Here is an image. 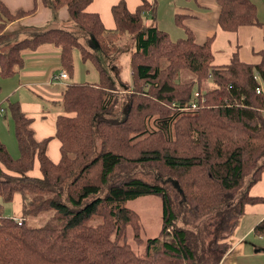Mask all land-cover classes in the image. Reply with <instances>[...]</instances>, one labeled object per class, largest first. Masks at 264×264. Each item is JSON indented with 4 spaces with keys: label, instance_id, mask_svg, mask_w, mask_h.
<instances>
[{
    "label": "trees",
    "instance_id": "trees-1",
    "mask_svg": "<svg viewBox=\"0 0 264 264\" xmlns=\"http://www.w3.org/2000/svg\"><path fill=\"white\" fill-rule=\"evenodd\" d=\"M92 1L52 0V7L57 11L66 7L70 19L89 36L94 51L100 50L107 58L117 54L122 33L133 32L135 50L130 66L141 85L150 88L142 87L143 100L154 96L159 101L174 102L177 107L187 105L193 88L201 85L175 81L178 65L183 64L201 82L205 77L213 80L215 87L207 93L210 98L206 105L210 107L178 108L175 113L147 120L143 114L140 116L141 105L136 110L135 98H131L133 104L128 106L125 121L110 128L111 120L99 118L95 126L98 114L110 111L115 101L110 93L115 83L95 52L77 34L62 27L38 30L13 40L5 34V28L35 9L13 12L0 0L2 77H12L24 66L25 49L35 50L45 42L60 49L61 71L68 78L75 74L73 53L77 50L81 60L89 61L98 72L95 84L69 83L61 93L62 113L57 115L54 135L60 142L57 162L47 154L50 139H36L33 118L21 110L18 101L7 98L19 155L13 156L0 137V198L9 202L20 193L23 215H37L52 207L57 216L54 224L30 227L24 216L19 224L15 217L0 210V264H227L225 256L246 206L264 202L263 196L249 192L264 171V162L258 164L264 157V92L256 91L260 82L254 75L259 72L264 81V57L257 63L246 62L237 50L228 63H214L212 35L198 42L180 17L177 23L185 28L187 37L176 40L156 25L144 24L148 10L152 14L155 11V5L148 0H142L134 11L125 0L114 4L116 27L108 29L99 13L87 11ZM216 1L219 24L225 31L263 24L252 0ZM152 51L158 54V61L156 54L151 57ZM161 57L166 59L167 67L160 65ZM0 108L7 110L1 103ZM132 113L134 119L130 121ZM182 113L185 124L178 126L175 119ZM108 123L114 140L105 135L103 125ZM176 128L185 137V153L165 146L164 139L171 142ZM37 161L43 177L29 174ZM152 162L172 178L169 180L178 187L179 200L185 205L172 201L166 185L147 182L130 173L125 176L124 171L119 173L123 167ZM93 166L96 177L89 179ZM249 174L252 179L246 186ZM66 179L70 180L67 199L74 207L61 201L60 186ZM105 187V195L101 196ZM151 194L162 198V227L157 236L146 240L139 254L126 239L127 227L137 219V212L127 203ZM97 216L101 219L91 224L89 221ZM253 231L264 237V217ZM135 235L139 237L136 232Z\"/></svg>",
    "mask_w": 264,
    "mask_h": 264
},
{
    "label": "rangeland",
    "instance_id": "rangeland-1",
    "mask_svg": "<svg viewBox=\"0 0 264 264\" xmlns=\"http://www.w3.org/2000/svg\"><path fill=\"white\" fill-rule=\"evenodd\" d=\"M157 1H158V9H157L158 10V16H159V18L163 17V21L160 22V26H163L166 28L165 30H167L169 32V34H171L170 37L172 39L187 37L186 32H184V30L182 28L176 26V24L174 23L175 20L173 17H172L171 21H169L170 14H171V12H173L175 10V8H177V6L182 8L181 11H185L188 14H190V13L196 14V10L197 11L201 10V9L199 10V8H201L199 5V3H201L200 0H157ZM253 1L256 2V0H253ZM258 6H260V4H258ZM261 8H262V6H261ZM214 10H215V8L211 9V11H214ZM148 11H150V10H148ZM261 15L264 16L263 12H261ZM186 18H188V17H186ZM190 24L193 26L192 21H190ZM54 26L55 25H50V26H47L43 29H30V30H27L28 33H25V31H20L19 33L18 32H9V33L6 32L5 34H7L8 37H11V38H13V40H15V37H17V34H22V36H28L31 32H36L38 30H42V31L47 30V29L52 28ZM59 26L64 27L67 30L77 34L80 37V40L83 43H85L86 47L90 51L95 50V49H92L90 47L89 40H88L89 36H87L84 33V31L81 29V27L78 26L75 22L72 21L70 25H59ZM254 26L255 25H253L252 27H246V30L243 29L242 32L237 34V36L232 34L233 36L230 39L231 42H226L224 45H219V44L215 43L214 47L212 48L213 52L215 54V62L220 63V62H223V60L226 61L228 59V57H227V54L225 52V48L230 47V49H235L236 48L235 44H239L240 45L239 56L243 60H245L246 62L256 63L261 57V55H260L261 52L259 51L260 50L259 46H261V44H262V39H261V37H257V35L254 34V33H256L255 31L257 29L256 28L257 25L255 27ZM194 28L196 31H198L195 26H194ZM253 29H255V30H253ZM228 32H230V31H228ZM121 36L122 37L119 38V40L117 41L119 49H118V52H116L117 54L115 56L112 55V56H109V58H107L103 53H101L100 50H96V52L94 51L95 54L97 55V57L102 62L103 67H105V69L107 70L110 78L115 83V86H114L115 89H111L112 92H110L114 95V100H115L113 103L114 105L111 107V109H109L110 111H108V112L104 111V112L98 114V117L93 122L94 125L95 126L97 125V120L99 118L111 120L112 124L110 125V128H113L114 126H116L115 123L120 124L122 121H125L129 116L128 110L130 107H128V106L129 105L131 106V104H133V102H131L132 101L131 98H133V99L135 98L134 99V108H136V110L139 109L136 106L139 107L141 105L140 106V109H141L140 110V116L143 114L142 117L143 118L145 117L147 120H150L151 117H156L158 115L163 116V115H167L169 113L177 112L178 108H180L181 106L180 107L174 106L175 105L174 102L172 103V102H169L167 100L159 101V100L154 99L153 98L154 96L150 97L149 99L143 100V97H145V94L143 92L142 87H145L144 89H147L148 87L146 84L141 85V83H142V82H140L141 80L137 79V77L135 76V72H134L133 67L130 66L133 51L135 50L134 34H133V32L131 33L128 31L126 33H122ZM17 38L20 39L23 37L18 36ZM13 40H12V42H13ZM9 42H11V40H9ZM200 42H203V41H200ZM73 54L74 55L77 54V56H78V61H76V63L74 62V69H75L76 74L74 77H70V78L67 77V78L62 80L65 83V86L67 84L73 83L75 81H77V82H83V81L88 82V81L92 80V73L90 71H88L89 67H88L87 63H85L81 60L78 51H75ZM155 54L156 53L154 51H152L150 55H151V57H153ZM155 57L156 58L159 57L158 54H156L154 56V58ZM113 58H114V60H113ZM139 59H141V58L139 57ZM153 60H155V59H153ZM158 60H159V58H157L156 61H158ZM165 61H166V59L164 57H161L160 58V62H161L160 65L167 67V65H169V64H167ZM90 66H91V64H90ZM178 67L180 70L178 71V74H175V81L178 82V84H182V85H189V84L198 85V84H200L201 85L200 88H198L196 86H195V88H193L194 91H193L192 96H191V99L194 98V93L196 91H200V95L204 98V101L201 100L200 106L197 109H200V108L204 109V108L210 107L209 105H206L209 102V98H210V95L207 93L210 92V90L215 87L213 80L205 77L203 79L204 81L201 82V80L198 79L197 74L194 73L193 71L189 70L188 68H185V66H183V64H179ZM92 69L95 70L93 67H92ZM95 72H97V71L95 70ZM1 81H2V78H0V82ZM258 81L263 82V77H260V79ZM57 82H59V81H57ZM121 82L123 83V85L121 84ZM89 83L95 84L96 82H89ZM148 89L150 91V88H148ZM12 92H13V89L9 86V84H5L1 88L0 103H1L2 107L7 108L8 100L6 97L8 95L12 94ZM151 92H153V90ZM41 95L43 97L42 96H41V98L36 97L33 92H30L28 89L23 87L19 91H16L14 93V96H11L8 98H10L11 101L19 100L22 104L21 110L23 112H24V110H30V108H31V110L34 111L35 110L34 107H36L38 105V106H42L43 108H45V110H47L46 112L48 113V118H50V116L53 114H55L57 116L60 113H62V105H61L62 96L59 97L58 99L52 100L43 94H41ZM187 105L185 104V106H187ZM12 119H13L12 114L8 108L6 111L4 110L3 112H1V110H0V127H2L4 130H7V122L12 121ZM133 119H134V115L132 113L131 117H130V121H133ZM136 119H138V118H136ZM175 120H176L175 122L177 123L178 126L184 125L185 124L184 113L178 115ZM134 121H136V120H134ZM103 128L105 130V135L108 134L107 136H109L110 140H114V138L110 135V131H108L109 130V123L103 125ZM2 136H3V134H2ZM154 138L158 139L157 136H155ZM160 139L162 142L163 139L162 138H160ZM171 139L172 140L169 143H168V141H166L164 139L165 146L170 147L171 149L177 150L179 152L185 153V147H186L185 137H183L180 134V131L178 130V128H176V131L172 133ZM98 143H99V141H97V146H98ZM8 145L11 146V143H8ZM138 145L141 147L143 144L141 142ZM17 151H18V149H17ZM263 162H264V157L259 160L258 164H262ZM94 167L95 166L91 167L90 174L88 175L89 179H93L92 177H96V174L93 173ZM33 170L34 169H32V172H33ZM122 171H124L125 176H127V174L130 173L131 175L138 177L144 181L152 182V183H159V184H162L164 186L166 185L171 196H172V199H173L172 201L175 203H176V201L177 202L179 201L180 203H182V201L179 200L180 195L178 192L179 191L178 187L172 185V183L170 182V180H172V178L164 175V172H165L164 168H161L158 164H156L154 162H152L151 164L140 163V164H137L133 167L130 166L129 168L123 167V168H121V171L119 173H121ZM37 172H39L40 173L39 175H41V176H34V177H43V173L41 172V170L39 168H38ZM78 173H79V171L76 172V174H78ZM82 178H83V176L81 177V179ZM81 179L79 181H81ZM251 179H252L251 174H249L245 178L246 186L249 185ZM68 183H70V180L66 179V180H64V183L62 184V186H60V188L62 190L61 201L64 202L65 204H67L69 207H74L73 203L67 199V193L66 192L69 190V188H67ZM246 186H245V189H246ZM107 188L108 187H105L102 191H100L101 196L105 195ZM14 195L15 196H14L13 200L9 201V202H4L0 198V210L3 212V214L9 215L12 217H21V218H23V216H24L26 219L25 222L30 227H42V226H46L49 223L54 224V222H56L55 217L57 216V213L55 210L52 209V207L39 211L37 215H31V214L23 215V209H24L23 204H24V202H23L22 194L16 193ZM182 205H185V204L182 203ZM127 206L129 207V209L133 210L134 212H137V214H136L137 219L135 222V218H134V220H133L134 225L132 224L133 226L127 227L126 239L129 242V244L131 245V247L134 248V250L136 252H138L139 254H142L144 249H145L146 240L148 238L157 236L161 231L162 207H163L162 206V198L158 194L141 196V197H138L136 199L130 200L127 203ZM246 214L247 215L245 218V222H250V218L253 216V214L251 212H248ZM100 219L101 218L97 216V217L92 218L89 222L91 224H93V223L96 224ZM252 223L255 224L254 218L251 221V224ZM179 225L185 226V224H183V223H179ZM135 232L139 235L138 238L136 237ZM255 241L258 245H260V244L261 245L259 247H254ZM246 242H247V245L249 246L248 252L251 253L252 256L243 259L242 260L243 264H264V258L262 256V255H264V239L260 240L254 234L253 235L251 234L250 238H248L246 240ZM259 248L262 249V251H261L262 254L256 252V250ZM235 264H238V263L236 262Z\"/></svg>",
    "mask_w": 264,
    "mask_h": 264
},
{
    "label": "crops",
    "instance_id": "crops-1",
    "mask_svg": "<svg viewBox=\"0 0 264 264\" xmlns=\"http://www.w3.org/2000/svg\"><path fill=\"white\" fill-rule=\"evenodd\" d=\"M3 1L13 12H16L19 9H24V10L35 9L34 12L9 24L8 27L5 28L6 29L5 32L7 33L9 32L19 33L20 31H25V33H28L27 30L30 29H43L50 25H55L54 27H60L59 25H70L72 22L66 7H63L57 11L52 7V0H3ZM119 1L120 0H93L87 6L86 9L87 11L90 12L99 13L104 26L108 29H114L116 27L115 25L116 21L112 13V6ZM148 1L155 5V11L153 14L150 11L147 12V17L145 18L144 24H146L148 27H154L156 25L160 29L165 30L166 29L165 27L160 26V22L163 21V17L159 18L158 16V10H157L158 1L157 0H148ZM125 2L127 4V7L130 9V11H134L142 3V0H125ZM200 2L201 3H199V5L201 8H199V10L200 9L201 10L200 11L196 10V14H191V13L188 14L185 11H181L182 8L177 6V8H175V10L171 12L169 17V21H171L173 17L176 26L182 28L185 32V28L177 23V18L180 17V19L183 21V24L187 25L195 33L198 42L200 41L204 42L208 37H211L212 35V37L214 38L212 48L214 47L215 43L219 45H224L226 42H231L230 39L233 36L232 34L237 36V34L242 32L243 29L246 30V27L253 26V25L243 26L239 29V32L237 31L235 33L225 31L220 27L219 24L220 9L217 4V1L200 0ZM254 3L257 5L259 20L263 22L262 25L259 26L257 25L256 27L257 29L255 31L256 33H254L257 35V37H261L262 39V44L261 46H259L261 57L257 61L259 62L264 57V16L261 15V12H263L264 14V0H259V1L256 0V2ZM258 4H260V6H258ZM212 8H215V10L211 11ZM190 21L193 22V26L190 24ZM194 26L197 28L198 31L195 30ZM165 31L168 32L167 30ZM18 36L23 38L26 37V36H22V34H17V37ZM169 36H171V34H169ZM89 44L90 47L94 49V45H92L90 42ZM235 46H236L235 49H230V47L225 48V52L227 54L228 59L226 61L223 60V62L217 64L228 63L232 57V54L237 50L239 52L240 45L235 44ZM23 54H24V62H25L24 66L21 69H19V71L15 75L9 78H4L0 75V78H2V81L0 82V87L2 88L5 84H9V86L13 89L12 94L8 95L6 98L14 96V93L16 91H19L23 87L28 89L30 92H33L35 96L39 98H41L42 96L41 94L45 95L46 97H49L52 100L61 97V93L65 87V83L63 81L61 82L59 81L60 82L59 83L54 78L56 75H58L61 72L60 49L55 47L51 43L45 42L35 50L25 49L23 51ZM74 60L75 63L76 61H78L77 54L74 55ZM214 63H216L215 54H214ZM90 64L91 63L88 61L87 63L89 67L88 71L92 73V80L89 82H97L98 73L95 72L96 69L92 66V64L90 66ZM92 67L95 70H93ZM17 101L20 103V106L22 108L21 102L19 100ZM34 108H35L34 111L31 110L30 108V110H24V112L28 117L33 118L32 127L34 129L36 139H38L39 141L46 138L50 139L47 146V154L50 156V158L53 161L57 162L60 159V155H61L60 142L56 137H54L55 121L57 116L53 114L50 116V118H48V113L46 112L47 110H45V108L38 105ZM13 125H14V120L12 119V121L7 122V130H4L2 127H0V137L2 141L7 145L11 154L17 157L19 155V150L17 151L18 149L17 138L15 136V130ZM8 143H11V146H9ZM35 166L36 167H34L33 172L31 171L29 174L33 176H41L39 175L40 173L37 172L39 168L38 161L36 162ZM249 192L253 196L264 197V171L261 179L250 186ZM248 212H251L253 216L250 218V222H245V218L247 215L246 213ZM263 217H264V202H259L256 204H248L246 206L245 214L241 217L240 223L237 226L231 238L232 247L225 256V261L227 264H235L236 262L238 264L241 263L243 264L242 262L243 259L252 256V254L248 252L249 246L247 245L246 240L250 238L251 234L252 235L254 234L253 231L254 225L260 222V220ZM253 218L255 219V224L254 223L251 224ZM255 236L260 240L264 239L262 236H258V235ZM254 243H255L254 247H259L261 245V244L258 245L256 241ZM261 251L262 249L260 248L256 250V252L258 253H261ZM262 256L264 258V255Z\"/></svg>",
    "mask_w": 264,
    "mask_h": 264
},
{
    "label": "built area",
    "instance_id": "built-area-1",
    "mask_svg": "<svg viewBox=\"0 0 264 264\" xmlns=\"http://www.w3.org/2000/svg\"><path fill=\"white\" fill-rule=\"evenodd\" d=\"M254 75H255V78H256L257 80H259L260 77H262L261 74H260L259 72H257V73L254 74ZM54 78H55L56 81H60V82H61L63 79L67 78V74H66L65 72L61 71V72H60L58 75H56ZM256 91H257L258 93H260V92H264V81H263V82H260V85L256 88ZM201 100L204 101V98L200 95V91H196V92L194 93V98H192V99L190 100V102H189V104H188L187 106H184V107H180V106H179V107H180L181 109H197V108H199V106H200ZM174 104H175V103H174ZM175 105H176V104H175ZM0 110H1V112L4 111L3 108H0ZM14 219H15V221L18 222L19 224H21L22 221H23V219H22L21 217H15Z\"/></svg>",
    "mask_w": 264,
    "mask_h": 264
}]
</instances>
